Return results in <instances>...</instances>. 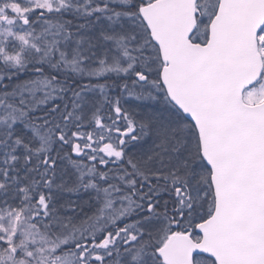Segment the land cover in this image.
<instances>
[{
    "label": "snow or ice",
    "instance_id": "6c2138e0",
    "mask_svg": "<svg viewBox=\"0 0 264 264\" xmlns=\"http://www.w3.org/2000/svg\"><path fill=\"white\" fill-rule=\"evenodd\" d=\"M0 264H264V0H0Z\"/></svg>",
    "mask_w": 264,
    "mask_h": 264
}]
</instances>
